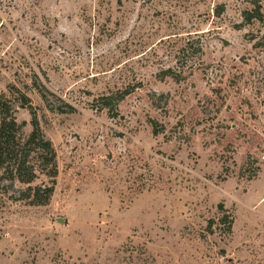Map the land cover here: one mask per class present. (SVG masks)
Masks as SVG:
<instances>
[{
    "label": "rangeland",
    "instance_id": "1",
    "mask_svg": "<svg viewBox=\"0 0 264 264\" xmlns=\"http://www.w3.org/2000/svg\"><path fill=\"white\" fill-rule=\"evenodd\" d=\"M11 86L59 176L43 207L0 182V264H264V0H0Z\"/></svg>",
    "mask_w": 264,
    "mask_h": 264
},
{
    "label": "trees",
    "instance_id": "2",
    "mask_svg": "<svg viewBox=\"0 0 264 264\" xmlns=\"http://www.w3.org/2000/svg\"><path fill=\"white\" fill-rule=\"evenodd\" d=\"M248 22L253 19L262 21L263 15L258 8L254 13L245 12ZM171 77L179 81L181 76L171 70L163 71L161 78ZM38 95L46 109L52 113L72 114L75 108L66 104L61 98L56 97L46 87L36 85ZM133 90L126 89L120 93L107 95L100 98L102 106L100 110H108L111 116H116L118 107ZM49 95L54 100L49 99ZM68 108V109H64ZM20 110L28 111L31 115L30 125L32 130L26 133L27 122H19L17 115ZM154 134L159 135L157 123L152 121ZM0 182L20 184L24 186L19 192L17 200L24 201L30 206H47L54 196L57 179L59 176V164L57 152L50 139L43 132L40 118L32 104L31 98L16 86H11L6 92L0 91ZM255 173L248 179L254 180ZM228 220V217L222 221ZM228 228H231L229 222Z\"/></svg>",
    "mask_w": 264,
    "mask_h": 264
},
{
    "label": "water",
    "instance_id": "3",
    "mask_svg": "<svg viewBox=\"0 0 264 264\" xmlns=\"http://www.w3.org/2000/svg\"><path fill=\"white\" fill-rule=\"evenodd\" d=\"M225 42V45H228V42L227 41H224Z\"/></svg>",
    "mask_w": 264,
    "mask_h": 264
}]
</instances>
